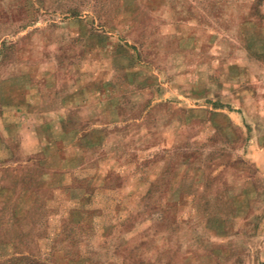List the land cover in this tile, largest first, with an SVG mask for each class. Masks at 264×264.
I'll return each instance as SVG.
<instances>
[{
	"label": "rangeland",
	"instance_id": "374dc122",
	"mask_svg": "<svg viewBox=\"0 0 264 264\" xmlns=\"http://www.w3.org/2000/svg\"><path fill=\"white\" fill-rule=\"evenodd\" d=\"M0 264H264V0H0Z\"/></svg>",
	"mask_w": 264,
	"mask_h": 264
}]
</instances>
